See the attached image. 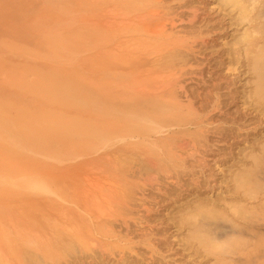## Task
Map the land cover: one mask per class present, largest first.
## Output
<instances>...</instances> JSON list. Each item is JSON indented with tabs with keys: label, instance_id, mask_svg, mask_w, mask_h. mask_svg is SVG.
Instances as JSON below:
<instances>
[{
	"label": "rangeland",
	"instance_id": "rangeland-1",
	"mask_svg": "<svg viewBox=\"0 0 264 264\" xmlns=\"http://www.w3.org/2000/svg\"><path fill=\"white\" fill-rule=\"evenodd\" d=\"M0 264H264V0H0Z\"/></svg>",
	"mask_w": 264,
	"mask_h": 264
},
{
	"label": "bare ground",
	"instance_id": "bare-ground-1",
	"mask_svg": "<svg viewBox=\"0 0 264 264\" xmlns=\"http://www.w3.org/2000/svg\"><path fill=\"white\" fill-rule=\"evenodd\" d=\"M225 1H227V0H225ZM230 1H231V0H230ZM222 2H223V1H222ZM223 3H224V2H223ZM234 5H235V4H234ZM237 5H238V4H237ZM230 7H231V6H230ZM240 13H241V12H240ZM240 13H239V14H240ZM164 30H165V29H164ZM164 30H163V31H164ZM169 35H170V34H169ZM163 51H164V50H163ZM163 51H162V52H163ZM162 52H161V53H162ZM165 52H166V51H165ZM162 68H163V67H162ZM169 109H170V108H169ZM38 234H39V233H38ZM39 237H40V235H39ZM50 248H51V247H50ZM47 249H48V246H47ZM47 249H46V250H47ZM46 250H45V251H46ZM48 250H49V249H48ZM48 250H47V251H48ZM52 251H53V250H52ZM48 252L50 253L51 251H48ZM53 252H54V251H53ZM53 252H52V253H53ZM54 253H55V252H54ZM54 253H53V254H54ZM36 254H37V253H36ZM50 254H51V253H50ZM37 255H38V254H37ZM47 255H49V254H47ZM51 256H52V255H51ZM56 256H57V255H56ZM57 257H58V256H57ZM55 260H56V258H55Z\"/></svg>",
	"mask_w": 264,
	"mask_h": 264
}]
</instances>
